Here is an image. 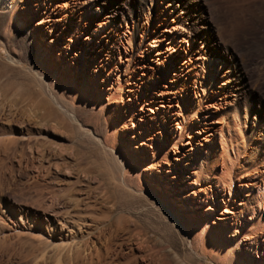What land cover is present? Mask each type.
Masks as SVG:
<instances>
[{
  "label": "rangeland",
  "instance_id": "obj_1",
  "mask_svg": "<svg viewBox=\"0 0 264 264\" xmlns=\"http://www.w3.org/2000/svg\"><path fill=\"white\" fill-rule=\"evenodd\" d=\"M146 32L162 39L155 60ZM111 38L120 54L101 57ZM110 128L126 172L102 145ZM235 150L247 186L233 178L214 211L173 197L180 186L215 196L205 168L219 173ZM252 214L249 249L239 236ZM117 216L129 224L99 235ZM263 243L264 0H0V264H66L78 245L100 250L95 264H149L153 252L173 264H264Z\"/></svg>",
  "mask_w": 264,
  "mask_h": 264
},
{
  "label": "bare ground",
  "instance_id": "obj_2",
  "mask_svg": "<svg viewBox=\"0 0 264 264\" xmlns=\"http://www.w3.org/2000/svg\"><path fill=\"white\" fill-rule=\"evenodd\" d=\"M103 27H101L100 28V30L99 31H95L94 33H93V35H92V37L89 39L90 40V42H91V44H90V46H88V48L90 47L91 49L93 48L95 51H98V50H100V46H98V45H100L102 42H104V36H105V34L103 33ZM107 33V32H106ZM156 35V34H155ZM146 36H147V41H146V45H149L150 46V50L149 51H153V53H149V55L151 54V56H156V57H154V60L155 59H157L158 58V56L160 55L159 54V51H158V49L156 50V51H154V48H156L157 46H159V44H158V42H157V40L159 41H161L162 39H155L154 37H151L147 32H146ZM129 38H130V36H129ZM165 39V38H164ZM119 40H121V37H120V39ZM115 41V39L114 40H112V38H111V40H109L108 41V43H107V45H108V47L106 48V47H103V50H102V54H100L101 55V57H104V56H112V55H114L116 52H118L119 54H120V48H121V46L120 45H116L115 43H113ZM159 48V47H158ZM124 49H125V47H124ZM107 96H108V94H107ZM159 111V110H158ZM165 111V110H164ZM148 116H150V114H147ZM210 113H209V115H205V116H207V117H210ZM151 118V117H150ZM207 120H208V118H207ZM201 124H203V125H207L208 124V122L207 121H202L201 122ZM150 126H152V123H151V125ZM111 127V126H110ZM170 128L169 129H167V127L165 128V126L163 127V131H164V129H165V131L166 132H170V131H172V133H173V126H169ZM177 128H179V127H177ZM205 128L207 129L208 128V126H205ZM111 130H112V128H110ZM108 131V130H107ZM110 131V130H109ZM108 131V133L109 134H107V136L104 138V140L103 141H101L102 142V145H104V146H108L109 148H110V151L112 152V153H114L115 154V156H117V161L121 164V166H122V168H123V170H125V172H126V154H124V152L123 151H121L120 150V148L118 149V147H116V143H115V137H114V134H113V130H112V133H110ZM151 131V130H150ZM174 134V136H176L175 134V132L173 133ZM202 141H205V142H207V141H210V139H201ZM163 143V142H162ZM200 144L204 147V149H205V143H201L200 142ZM224 147H226V146H224ZM209 148V147H208ZM221 149H224L223 147L221 148ZM233 156H230V155H225L224 154V156L222 157L223 159H222V161H221V163H222V170L221 171H219V173H216V171H215V169L213 168V167H210V169L208 170L207 168H205V172H204V176H205V178H206V176L211 180V179H213L214 177H215V179L217 180V184L220 182V186L218 187V185H216V188H217V190H215V196L214 195H210V196H207V197H212V202L210 201V199H208L207 197L205 198V197H203V196H200L199 194H197V192H198V190H197V192L195 193L194 191H193V187L191 188V190L189 191L190 193H185V192H183V191H181V187L182 186H180V188H174V190L172 191V193H173V197L174 198H182V205L183 206H187L188 205V203L190 202V194H191V196L192 195H194L195 196V198L196 199H194L193 201H194V206L196 205L199 209L198 210H201V209H203V210H211V211H214V207L216 206V204H217V201H218V199L219 200H222V201H224L225 200V189H228V191H229V197H231L232 196V191L233 190H235V188H234V186H235V183L233 182V178H235L236 180H238V181H240L239 180V175H240V170L242 171V169H243V167H242V165L241 164H239V163H237L236 162V159L238 160V158H239V156H240V154H239V152H236V150L235 151H233ZM222 155H223V153H222ZM205 157V156H204ZM108 160V159H107ZM128 162V161H127ZM129 163V162H128ZM167 172H171V171H167ZM100 174V173H99ZM114 175V174H113ZM231 176H232V178H231ZM236 176V177H235ZM99 177V176H98ZM109 177V176H108ZM107 177V178H108ZM112 178H113V176H112ZM164 178V177H163ZM162 178V179H163ZM168 178H175V176L174 175H169L168 176ZM100 179H102V178H100ZM114 180H112L113 182L114 181H116L115 179L116 178H113ZM103 180V179H102ZM109 180V179H108ZM111 181V180H110ZM101 182V181H100ZM108 182V181H107ZM107 182H105V183H107ZM117 183V182H116ZM168 184L167 185H174V181H170V182H167ZM102 184H103V182H102ZM109 184V183H108ZM108 184H106V185H108ZM112 184V183H111ZM119 185H123V186H125L126 185V182H125V179H122V184L121 183H118ZM239 185H246V183H243L242 181H240L239 183H238ZM90 186V185H89ZM247 186V185H246ZM232 187H233V189H232ZM104 188V187H103ZM111 188V187H110ZM130 188V187H129ZM116 189V188H115ZM131 190V189H130ZM183 190V189H182ZM98 191V190H97ZM133 191V190H132ZM223 191V192H222ZM75 192V191H74ZM104 192V191H103ZM116 192V191H115ZM134 192V191H133ZM132 192V193H133ZM112 193V192H111ZM118 193V192H117ZM120 193H122L121 191H120ZM127 193V192H126ZM141 193V192H140ZM110 194V193H109ZM109 194H108V197H110L109 196ZM105 195V194H104ZM138 195V194H137ZM100 196H102V195H100ZM118 196V195H117ZM121 196V195H120ZM76 197V196H75ZM105 197H107V196H105ZM112 197H114V196H112ZM111 197V198H112ZM73 198V197H72ZM98 198V197H97ZM108 199V198H107ZM116 199V198H115ZM65 200V199H64ZM73 200V199H72ZM101 200H102V197H101ZM104 200V199H103ZM127 200V199H126ZM76 202V201H75ZM80 202V201H79ZM88 202V201H87ZM86 202V203H87ZM94 202V201H93ZM104 202V201H103ZM131 202V201H130ZM108 203V202H107ZM137 203V202H136ZM204 203H207L208 204V206H206L205 208H204V206H203V204ZM64 204H65V202H64ZM120 204H122L121 203V201H120ZM119 204V205H120ZM133 204V203H132ZM83 205V204H82ZM126 205V204H125ZM136 206L138 205V204H135ZM212 205V206H211ZM75 206V205H74ZM76 206H77V204H76ZM112 206V205H111ZM129 206V205H128ZM130 206H131V204H130ZM139 206H141L140 204H139ZM51 208H52V206H50ZM49 207V208H50ZM54 207V206H53ZM72 207V206H71ZM85 207V206H84ZM88 207V206H87ZM100 207H102V206H100ZM113 207V206H112ZM117 208H118V206H117ZM135 208V207H134ZM48 209V208H47ZM53 209V208H52ZM83 209V208H82ZM130 210H131V208H129ZM138 209V208H137ZM81 210V209H80ZM84 210H85V208H84ZM112 210V209H111ZM115 210V209H114ZM118 210V209H117ZM119 210H120V208H119ZM126 210V209H125ZM133 210V209H132ZM124 211V210H123ZM129 211V210H128ZM135 211V210H134ZM165 211V210H164ZM223 211H225V209H223ZM75 212V211H74ZM96 212V211H95ZM248 212V211H247ZM253 212V211H252ZM75 213H77V212H75ZM90 213V212H89ZM113 213V212H112ZM122 213V212H121ZM111 214V213H110ZM123 214V213H122ZM129 214V213H128ZM153 214V213H152ZM125 214H123V216H124ZM127 215V214H126ZM131 215H133V214H131ZM170 215H172V216H174L173 214H171V212H170ZM211 215V213L210 212H208V211H206V213H205V216H210ZM111 216V215H110ZM130 216V215H129ZM134 216H135V214H134ZM133 216V217H134ZM136 216H138V215H136ZM163 216V215H162ZM125 217V216H124ZM167 217V216H166ZM165 217V218H166ZM244 217H246V219L247 220H250V222L249 223H245L244 225H242V227H243V231H244V234H243V238H240V236H239V239H241V241L242 240H244L246 243V245H248V247H249V249L252 247V245H254V242H255V235H253L254 233H256L254 230H255V228L254 227H257L258 225H259V222H258V217H255V216H253V214L252 215H250V216H244ZM86 218V217H85ZM87 218H90L89 216L87 217ZM111 218V217H110ZM143 218V217H142ZM164 218V217H163ZM119 219L120 220H122V217L120 218V216H117V218H116V220H118V222H115L116 220L114 219V220H111V221H108V222H106V221H103V222H106V224L104 225V227H102V230H100L99 229V231L100 232H98L99 233V235H102L103 233L105 234H108V236L107 235H105V238H106V236L107 237H111V235L113 234V232H114V230L113 229H111V227H112V223L114 222V226H115V223H120V224H122V222L124 221V223H126L127 221H126V219H127V217H126V219L125 220H122L121 222L119 221ZM128 219H129V217H128ZM150 219V218H149ZM81 220H82V218H81ZM108 220V219H107ZM131 220V219H130ZM147 220V219H146ZM150 220H152V219H150ZM156 220H157V218H156ZM164 220V219H163ZM83 221V220H82ZM93 221V220H92ZM96 221V220H95ZM126 221V222H125ZM134 221V220H133ZM81 222V221H80ZM129 222V221H128ZM127 222V223H128ZM145 222H147V221H145ZM150 222V221H149ZM162 222V221H161ZM82 223V222H81ZM98 223V222H97ZM100 223V222H99ZM133 223V222H132ZM132 223L130 222V224L132 225ZM142 223V222H141ZM129 224V223H128ZM127 224V225H128ZM135 224V223H134ZM136 224H137V221H136ZM147 224V223H146ZM146 224H145V226H146ZM151 224V223H150ZM149 224V225H150ZM82 225V224H81ZM85 225V224H84ZM83 225V226H84ZM86 225H88V224H86ZM93 225V224H92ZM139 225V224H138ZM148 225V224H147ZM152 225V224H151ZM89 226V225H88ZM87 226V227H88ZM91 226V225H90ZM98 226V225H97ZM122 226V225H121ZM85 227V226H84ZM96 227V226H95ZM124 227V226H123ZM131 227V226H130ZM138 227V226H137ZM141 227V226H140ZM153 227V226H152ZM198 227V226H197ZM202 227V226H201ZM81 228V227H80ZM114 228V227H113ZM150 228V227H149ZM87 230H85L86 231V234H85V236L87 235V234H89V227L88 228H86ZM93 229H96V228H93ZM117 229V228H116ZM120 229V228H119ZM133 229H134V227H133ZM136 229V228H135ZM145 229V228H144ZM121 230V229H120ZM129 230V229H128ZM146 230V229H145ZM144 230V231H145ZM152 230V229H151ZM84 231V232H85ZM122 231V230H121ZM126 231H127V229H126ZM148 231V230H147ZM91 232V231H90ZM124 232V231H123ZM129 232H131L130 230H129ZM204 230H203V228H201V236L202 235H204ZM95 233V232H94ZM93 233V234H94ZM125 233V232H124ZM139 233V232H138ZM137 233V234H138ZM141 233V232H140ZM91 234V233H90ZM89 234V235H90ZM103 234V235H104ZM132 234H133V231H132ZM147 234H149V233H147ZM146 234V235H147ZM167 234V233H166ZM171 234H172V232H171ZM88 235V236H89ZM128 235V234H127ZM168 235V234H167ZM84 236V235H83ZM82 236V237H83ZM117 236V235H116ZM129 236H130V234H129ZM133 236V235H132ZM142 237H144L143 235H141ZM152 236V235H151ZM171 236V235H170ZM170 236H169V238H170ZM98 237V236H97ZM104 237V236H103ZM121 237H122V235H121ZM134 237H135V235H134ZM136 237H138V235L136 236ZM74 238V237H73ZM96 238V237H95ZM125 238H127V237H125ZM148 238H149V236H148ZM152 238H154V237H152ZM157 238V237H156ZM160 238V237H159ZM175 238V237H174ZM82 239V238H81ZM85 239H87V238H85ZM97 239V238H96ZM100 239H101V237H100ZM135 239H137V238H135ZM99 240V239H98ZM132 240V239H131ZM144 240V239H143ZM143 240H142V242H143ZM151 239H149V241H150ZM162 240V239H161ZM166 240V239H165ZM87 241V240H86ZM92 241V240H91ZM90 241V242H91ZM126 241H128V240H126ZM137 241V240H136ZM136 241H134L135 243H136ZM139 241V240H138ZM145 241V240H144ZM170 241V240H169ZM90 242H88V243H90ZM101 242H103V240L102 241H100V243ZM125 242V241H124ZM128 242H130L131 243V241H128ZM140 242V241H139ZM138 242V243H139ZM152 242V241H151ZM160 242H162V241H160ZM167 242H168V240H167ZM79 243V242H78ZM87 242L85 243V242H83V245L85 244H87L88 246H90L89 244H88ZM127 243V242H126ZM77 244V243H76ZM110 245H112L111 243H109ZM122 244V243H121ZM125 244V243H124ZM128 244V243H127ZM148 244V243H147ZM147 244H146V246H147ZM155 244H157V243H155ZM159 244V243H158ZM164 244V243H163ZM72 245V244H71ZM81 245H82V243H81ZM83 245H82V247H83ZM141 245H143V244H141ZM70 245H67V246H65L66 248L67 247H69ZM79 246V245H78ZM78 246H76V250L74 249V251H70L71 252V254H68V253H65V255L67 256L66 257V259H65V257L63 258L64 259V261L66 260L67 261V263H69V261H72L73 259L75 260L76 258H83L84 257V259L86 258L87 260H85V261H87V262H89L88 260L89 259H91L90 260V264H92V263H96V261L95 262H93L92 261V258H93V256H95V259H97V261H100L101 259H103L102 258V254H100V250H98V248L96 249L95 247H93L92 249H91V247H90V251H88V252H85L84 254H82V250H83V248H81L80 249V246L78 247ZM104 246H105V251H109V249H110V246H107V243H105L104 244ZM123 246V245H122ZM121 246V247H122ZM140 246V245H139ZM145 246V247H146ZM149 246V245H148ZM156 246V245H155ZM170 246V245H169ZM171 246H173L172 244H171ZM85 247V246H84ZM87 247V246H86ZM101 247V246H100ZM113 247V246H112ZM136 247H137V245H136ZM143 247V246H142ZM141 247V249H143ZM144 247V248H145ZM152 247H154V246H152ZM156 247H158V246H156ZM260 247L262 248V253H263V255H264V243H263V245H260ZM89 248V247H88ZM130 248V247H129ZM155 248V247H154ZM153 248V249H154ZM168 248V247H167ZM131 250H132V247L130 248ZM152 249V248H151ZM171 249V248H170ZM65 250H67V249H65ZM72 250H73V248H72ZM144 250V249H143ZM160 250V249H159ZM158 250V251H159ZM168 250V249H167ZM174 250V249H173ZM86 251V250H85ZM133 251V250H132ZM141 251V250H140ZM147 252H148V249L146 250ZM149 251H150V248H149ZM154 251V250H153ZM152 251V252H153ZM157 251V250H156ZM164 251V250H163ZM196 251V250H195ZM65 252V251H64ZM63 252V253H64ZM67 252V251H66ZM69 252V251H68ZM127 252V251H126ZM160 252V251H159ZM165 252H166V249H165ZM169 252H171V251H169ZM172 252H175V251H172ZM177 252V251H176ZM182 252V251H181ZM115 253V252H114ZM117 253H119V252H117ZM129 253V252H128ZM127 253V254H128ZM146 253V252H145ZM158 253V252H157ZM157 253L155 252H153V253H150L149 254V264H173V261H172V259L174 260V256H173V258H169V257H167V256H165V257H163V259H164V261H163V259H160L159 258V256H157ZM178 253V252H177ZM94 254V255H93ZM105 254V253H104ZM126 254V255H127ZM184 254V253H183ZM187 254V253H186ZM63 255V254H62ZM65 255H63V256H65ZM148 254H146V256H147ZM159 255V254H158ZM161 255H163V254H161ZM160 255V256H161ZM179 255V254H178ZM60 256V255H59ZM116 256L118 257V255L116 254ZM120 256H122V254L120 255ZM136 256V255H135ZM145 256V257H146ZM177 256V255H176ZM175 256V257H176ZM180 256H181V254H180ZM115 257V256H114ZM170 257H172L171 255H170ZM184 257V256H183ZM264 257V256H263ZM60 258V257H59ZM58 258V259H59ZM116 258V257H115ZM130 258H132V257H130ZM144 258V257H143ZM57 259V260H58ZM62 259V260H63ZM127 259H129V258H127ZM126 259V260H127ZM136 259V258H135ZM138 259V258H137ZM144 259H146V258H144ZM144 259H142L143 260V262H145L144 261ZM165 259H166V261H165ZM191 259V258H190ZM80 259H78V261H79ZM83 260V259H82ZM115 260V259H114ZM119 260H120V258H119ZM131 260V259H130ZM147 260V259H146ZM76 261V260H75ZM77 261V262H78ZM84 261V262H85ZM108 261V260H107ZM107 261H105L104 263L106 264V263H108L109 264V261L107 262ZM113 261V260H112ZM118 261V260H117ZM129 261V260H128ZM127 261V262H128ZM171 261H172V263H171ZM176 261V260H175ZM73 262V261H72ZM121 262V261H120ZM132 262V261H131ZM130 262V263H131ZM180 262V261H179ZM178 262V263H179ZM182 262V261H181ZM193 262V261H192ZM57 263H58V261H57ZM66 263V264H67ZM81 263H83L82 261H81ZM101 263V262H100ZM115 263H117V262H115ZM123 263V262H122ZM121 263V264H122ZM188 263H189V260H188ZM64 264V263H63ZM78 264V263H77ZM80 264V263H79ZM84 264H86V263H84ZM98 264V263H97ZM102 264H103V262H102ZM114 264V263H113ZM175 264V263H174ZM186 264V263H185ZM191 264V263H190Z\"/></svg>",
  "mask_w": 264,
  "mask_h": 264
}]
</instances>
